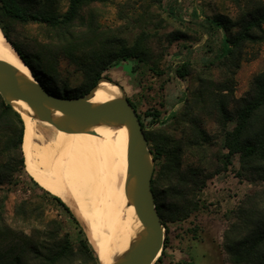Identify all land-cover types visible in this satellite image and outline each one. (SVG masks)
Masks as SVG:
<instances>
[{
  "label": "trees",
  "instance_id": "1",
  "mask_svg": "<svg viewBox=\"0 0 264 264\" xmlns=\"http://www.w3.org/2000/svg\"><path fill=\"white\" fill-rule=\"evenodd\" d=\"M111 1L68 0L67 11L59 13L55 9L59 0H0V28L46 88L64 98H80L119 62L144 60L141 41L128 46L108 38L93 25L76 28L89 4ZM243 11L236 22L223 17L206 19L207 34L219 35L220 30L224 33L220 52L209 64L217 67L219 77L201 78L200 89L181 116L182 138L176 141L165 130H148L139 116L155 155L153 191L167 231L170 224L186 221L202 208L199 194L208 178L201 165L207 150L215 145L203 127L205 116H213L222 127L221 148L227 151L222 156L223 168H218L216 174L227 171L238 156V178L252 184L264 182V73L255 77L246 96L235 97V77L247 49L264 44V3L248 0ZM7 20L48 26L56 33L55 45L28 56L13 40ZM184 37L182 33L170 35L172 41ZM61 59L68 60L81 74L80 90L71 92L68 85H59ZM188 67L183 64L176 70L179 79L190 75ZM146 116L155 121L161 115L155 112ZM24 133L22 116L0 96V264H100L70 207L27 173ZM186 156L199 158L200 164H186ZM160 180L165 189L158 192ZM13 195H17L16 200L10 206ZM63 218L71 220L77 229L76 239L65 229ZM224 250L229 264H264V188L246 195L232 212V222L224 234Z\"/></svg>",
  "mask_w": 264,
  "mask_h": 264
},
{
  "label": "rangeland",
  "instance_id": "2",
  "mask_svg": "<svg viewBox=\"0 0 264 264\" xmlns=\"http://www.w3.org/2000/svg\"><path fill=\"white\" fill-rule=\"evenodd\" d=\"M260 1L264 3V0ZM68 5V0H59L55 9L65 13ZM247 6L248 0L94 2L83 10L76 28H92L93 25L108 38L128 46L141 41L145 52L143 61H121L106 71L102 78L122 86L148 130H165L178 141L182 138L184 127L181 116L200 89L201 78L219 77L217 67L209 64L216 60L220 52L224 33L220 30L219 35L207 34L209 24L206 19L223 17L236 22ZM6 24L13 40L28 56L42 47L55 45L56 33L46 25L9 20ZM172 33H182L185 37L172 41ZM183 64L189 65L190 75L186 79H179L176 70ZM60 71V86L68 85L71 92L82 88V76L68 60H60ZM262 73L264 44L247 49L235 77V97L240 99L246 96L255 77ZM155 112L161 115L158 120L146 116ZM203 120V127L214 138L215 145L207 150L205 162L201 165L205 170L204 176L208 178L206 187L199 194L202 208L188 220L169 225L167 244L156 264H229L224 250V234L232 222V212L246 195L264 188V182L252 184L238 178L241 167L238 156L227 171L216 174L218 168H223L222 156L227 154L221 148L222 127L213 116H205ZM185 163L194 166L200 164L199 158L191 156H186ZM160 181L157 184L158 192L165 189ZM17 195L11 196L10 206ZM71 211L74 212L72 208ZM53 214L56 215L57 211L54 210ZM63 219L65 229L76 239L77 229L71 220Z\"/></svg>",
  "mask_w": 264,
  "mask_h": 264
},
{
  "label": "bare ground",
  "instance_id": "3",
  "mask_svg": "<svg viewBox=\"0 0 264 264\" xmlns=\"http://www.w3.org/2000/svg\"><path fill=\"white\" fill-rule=\"evenodd\" d=\"M0 60L32 78L30 68L0 28ZM120 90L101 83L92 103ZM25 124V169L51 194L61 198L81 222L100 264H113L139 233V221L127 189V133L109 122L88 131L67 133L35 120L24 104H14Z\"/></svg>",
  "mask_w": 264,
  "mask_h": 264
},
{
  "label": "water",
  "instance_id": "4",
  "mask_svg": "<svg viewBox=\"0 0 264 264\" xmlns=\"http://www.w3.org/2000/svg\"><path fill=\"white\" fill-rule=\"evenodd\" d=\"M102 82L117 87L120 94L92 103L94 93ZM0 96L12 107L14 104L26 105L35 120L67 133L88 131L109 122L117 123L126 130L127 189L139 221V233L128 250L113 264H156L167 236V227L161 219L153 191L156 160L139 114L122 86L102 78L88 95L64 98L51 92L34 75L26 77L0 60Z\"/></svg>",
  "mask_w": 264,
  "mask_h": 264
}]
</instances>
